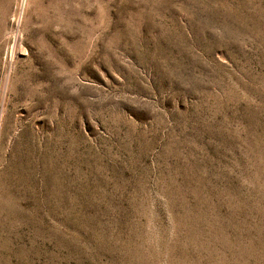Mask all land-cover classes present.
<instances>
[{"label": "rangeland", "instance_id": "obj_1", "mask_svg": "<svg viewBox=\"0 0 264 264\" xmlns=\"http://www.w3.org/2000/svg\"><path fill=\"white\" fill-rule=\"evenodd\" d=\"M0 264H264V0H0Z\"/></svg>", "mask_w": 264, "mask_h": 264}, {"label": "bare ground", "instance_id": "obj_2", "mask_svg": "<svg viewBox=\"0 0 264 264\" xmlns=\"http://www.w3.org/2000/svg\"><path fill=\"white\" fill-rule=\"evenodd\" d=\"M15 44V43H14ZM17 47V46H16ZM17 50V49H16ZM26 53V52H25Z\"/></svg>", "mask_w": 264, "mask_h": 264}]
</instances>
